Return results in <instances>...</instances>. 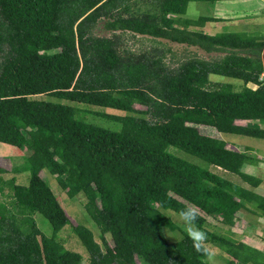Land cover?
Here are the masks:
<instances>
[{
	"label": "trees",
	"instance_id": "16d2710c",
	"mask_svg": "<svg viewBox=\"0 0 264 264\" xmlns=\"http://www.w3.org/2000/svg\"><path fill=\"white\" fill-rule=\"evenodd\" d=\"M216 1L0 0V143L26 152L11 172L29 174L25 186L0 177V264H207L159 211L176 215L190 205L199 208L208 244L229 264H264V250L230 241L209 230L206 220L233 227L241 209L264 216V197L170 152L195 157L251 187L259 183L242 171L249 157L197 128L264 139V129L252 125L264 121V85L258 82L264 37L208 34L205 23L216 20L184 17L188 3ZM98 23L108 37L93 33ZM127 33L221 56L168 67L159 52L120 51L119 37ZM209 75L239 80L242 88L212 83ZM38 95L127 115L95 113L119 125L111 131L87 123L85 109L29 99ZM43 169L67 198L84 196L100 244L88 229L71 224L39 177ZM34 214L47 221L50 237L37 229ZM65 228L84 248L85 263L58 241ZM164 230L177 241L168 242Z\"/></svg>",
	"mask_w": 264,
	"mask_h": 264
},
{
	"label": "rangeland",
	"instance_id": "374dc122",
	"mask_svg": "<svg viewBox=\"0 0 264 264\" xmlns=\"http://www.w3.org/2000/svg\"><path fill=\"white\" fill-rule=\"evenodd\" d=\"M242 1V2H241ZM241 1H233L230 2V5L227 7H219L216 4H208V3H199V2H190L187 4L185 17L189 19H195L198 16H211L214 17H222V21L217 20L216 22H207L205 23V27L203 28L206 33L213 34L223 31H231V32H257L258 34L264 37V8L262 10H257L253 6L254 3H245L248 0ZM245 1V2H244ZM264 1V0H263ZM210 17V18H211ZM211 18V19H212ZM214 20V19H213ZM93 33L98 36L108 37L110 35L109 32L105 31L101 27V23H98L93 28ZM119 50L123 52H128L132 54H156L157 52L162 54V59L164 63L168 67H174L180 62H183L188 59H201L205 61H209L212 59H217L221 55L219 54H205L202 51L192 48L185 47L182 45H176L173 43H169L165 40L161 39H152L146 36H138L131 34H123L119 37ZM264 49L261 50L260 58L264 63ZM208 80L212 83H230L233 86L235 91H238L242 88V83L239 80H234L227 77L217 76V75H209ZM29 99L34 100H44L54 103H61L72 107H79L88 111L85 115V121L91 125L101 127L104 129H108L111 131H115L119 129V125L117 123H113L111 121H107L95 116V113L104 112L107 114L113 115H127V113H122L109 109H101L92 106H86L81 104H76L73 102L58 100L52 97H46L42 95L31 96ZM131 115V114H128ZM258 126L259 128L264 129V121H259L256 123H252V125ZM198 131L200 134L205 135L210 138H215L223 141L233 142L235 144H244L247 146H251L258 149V153L264 157V139H256L245 136H226L221 133H217L214 129L209 127L198 126ZM170 152L179 158L194 164L198 167L208 170L209 165L204 163L203 161L187 155L180 151ZM24 156H26V152L20 151L12 146L1 144L0 143V168L4 169L6 173L0 175L3 180H7L9 178H14L15 183L21 186H25L28 183L29 174L27 172H22L19 174H13L11 169L19 166L23 163ZM244 172L249 176L260 179L264 182V167H248L245 166ZM39 177L41 180L48 186L56 200L60 204V206L65 211L66 215L70 219V222L73 226H83L88 229L94 238V241L100 244L98 239V230L95 225L90 221L88 216L86 215L83 204L85 202L84 196L79 193L73 198H67L65 194L60 190L58 185L56 184L54 178L45 170H41L39 172ZM221 177V176H220ZM224 178V177H222ZM225 179V178H224ZM264 189V187H263ZM6 191H4L5 193ZM5 198L0 196V201H3ZM159 211L170 218V220L178 226L181 230H183L182 225L180 224L178 217L167 210ZM33 220L37 229L43 234L45 237H50L52 234L51 228L47 221L41 217L39 214H34ZM208 220V219H207ZM208 224L210 225L209 229L215 228V223L208 220ZM207 225V226H209ZM214 230L224 232V229L220 226H217ZM246 230L248 232L245 233L246 238L250 241L253 247L258 248L260 250H264V216L260 215V213H253L252 216L248 220V224H246ZM184 231V230H183ZM164 236L168 242L177 241L175 234L169 233L164 230ZM232 236V235H231ZM58 241L64 246V248L68 251L79 254L82 257L83 263H85L87 254L78 241V239L72 235L67 228L61 230L57 234ZM108 238V237H107ZM233 238V237H232ZM229 239V238H228ZM230 240V239H229ZM232 241V240H230ZM211 250L217 252L215 259L217 264H229L227 262L228 257L218 250L215 247L209 246ZM137 264H145L143 261L136 260Z\"/></svg>",
	"mask_w": 264,
	"mask_h": 264
},
{
	"label": "crops",
	"instance_id": "0c3cea01",
	"mask_svg": "<svg viewBox=\"0 0 264 264\" xmlns=\"http://www.w3.org/2000/svg\"><path fill=\"white\" fill-rule=\"evenodd\" d=\"M233 1H241V0H217L216 2H214L212 4H216L219 7H227L228 5H230V2H233ZM250 2L255 4L253 7L256 8L257 10L258 9L262 10L264 8V1L263 0H248L245 3H249L250 4ZM199 3H204V2H199ZM184 17H185V15H184ZM198 17H200V16H198ZM203 17L210 18L211 16H203ZM212 19H214L216 21L217 20H220V21L224 20V19H222V17L221 18L220 17H218V18L217 17H215V18L213 17ZM203 31L206 33V31L204 29H203ZM246 87H248L250 89H255L256 88L255 85L250 84V83L247 84ZM109 110H111V109H109ZM222 135H226V136L229 135V136L238 137L237 135H230V134H222ZM219 140H221V138H219ZM261 140H263V139H261ZM221 141H223V140H221ZM224 142L226 143L227 148L233 149V150H235L237 152H240V153L246 155L247 157H249L250 161H249V163L244 165V167L242 168L243 172H244L245 166H248V167H252V166L264 167V157L261 156L258 153V149L257 148H254V147H251V146H247V145H244V144H238L237 145V144H235L233 142H228V141H224ZM208 167H209L208 171H210L211 173H213L215 175H218V176H221V177H224L227 181H230L233 184H235V185H237V186H239V187H241V188H243V189H245L247 191H250V192H252V193H254V194L258 195V196L264 197V189H263L264 182L261 181L260 179H258L259 183H258V185L256 187H251L248 184L242 182L237 176H235L233 174H230L228 172L222 171L221 169H219L217 167H214V166H210L209 165ZM251 216H252V214H250L246 210H244V209L239 210L237 218H236V221H235V225L233 227H225V226L219 225L218 223H216L210 217H206V220L208 219V220H210V222L212 221L213 223L216 224L215 228L217 226H220V227H222L224 229V232H222L220 230L219 231L214 230L215 228L214 229H209L210 225L208 224L209 223L208 220H207V225H209V226H207V227H208L209 230L214 231V232L219 233V234H222L227 239L229 238L230 240H232V242H243V243H245V244H247L249 246H252L250 241L245 236V233L248 232L246 230V224H248V220H249V218ZM208 246H212V245L208 244ZM229 260L230 259L228 257L227 262ZM205 262L207 263V258H206Z\"/></svg>",
	"mask_w": 264,
	"mask_h": 264
},
{
	"label": "clouds",
	"instance_id": "9594fccd",
	"mask_svg": "<svg viewBox=\"0 0 264 264\" xmlns=\"http://www.w3.org/2000/svg\"><path fill=\"white\" fill-rule=\"evenodd\" d=\"M175 213L185 234L192 241L194 250L207 257V264H217L215 259L217 252L210 249L208 246L207 233L198 225V206L190 205L188 207L175 210Z\"/></svg>",
	"mask_w": 264,
	"mask_h": 264
},
{
	"label": "built area",
	"instance_id": "2783aa9c",
	"mask_svg": "<svg viewBox=\"0 0 264 264\" xmlns=\"http://www.w3.org/2000/svg\"><path fill=\"white\" fill-rule=\"evenodd\" d=\"M258 82L264 85V74H261L258 78ZM256 86V85H255Z\"/></svg>",
	"mask_w": 264,
	"mask_h": 264
}]
</instances>
